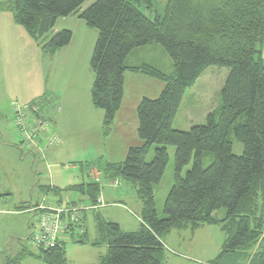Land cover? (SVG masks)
I'll return each mask as SVG.
<instances>
[{"label": "trees", "instance_id": "trees-1", "mask_svg": "<svg viewBox=\"0 0 264 264\" xmlns=\"http://www.w3.org/2000/svg\"><path fill=\"white\" fill-rule=\"evenodd\" d=\"M85 1L0 0V11L11 10L14 22L49 57L72 39L69 29L51 32L59 17L78 15L97 31L89 60L90 101L103 111L104 136L121 107L126 71L159 80L163 88L156 98L142 97L138 102L136 134L141 144L129 147L123 161L107 162L101 169L90 165L89 170L96 167L99 176L95 179L88 172L87 182L39 187L60 197L43 203L80 208L64 238L53 247L36 250L28 244L29 227L24 244L16 254L4 256L3 264H22L27 256L44 264H67L66 243H87L85 215L99 208L100 177L132 183L141 202V226L123 231L97 212L96 236L90 243L106 247L99 264H165L162 237L172 230L193 232L204 225H219L226 235L217 255L204 264H264V0H166L162 14L154 10V0H94L82 8ZM141 7L154 14L147 16ZM149 44H159L169 54L170 73L148 64H126L134 48ZM209 67L228 69L218 106L203 125L174 129L185 90ZM36 105L37 100L28 103ZM50 126L47 131L53 133ZM234 140L242 144L240 154L232 151ZM169 145L174 147L173 183L164 200V217L159 218L153 186L163 176ZM152 146V159L147 161ZM206 157L210 161L204 166ZM68 191L83 196L84 204L62 203L61 194ZM31 205L21 203L17 211ZM219 209L225 211L220 219L213 216Z\"/></svg>", "mask_w": 264, "mask_h": 264}, {"label": "rangeland", "instance_id": "rangeland-1", "mask_svg": "<svg viewBox=\"0 0 264 264\" xmlns=\"http://www.w3.org/2000/svg\"><path fill=\"white\" fill-rule=\"evenodd\" d=\"M93 1H85L82 8ZM165 1L154 0V10L162 14ZM140 9L147 16L154 14L143 7ZM13 23L11 10L0 11V264H3L4 256L19 251L34 219L28 210L17 212V206L40 202L38 187L49 184V177L56 179L63 188L69 184L90 181V165L101 169L107 162L123 161L129 147L141 144L136 134V105L142 97L156 98L163 88L159 80L126 71L122 106L116 121L118 126H115L114 121L113 129L104 136L101 132L103 111L93 107L89 97L93 81L89 60L97 31L87 27L78 15L59 17L51 32L69 29L74 36V44L82 45L78 58L75 51H70L65 63L60 64L49 57L39 59L31 48L19 51L10 36H25L24 29L17 23H14L16 27L10 28L9 25ZM126 64H148L164 73L172 70L169 54L159 44L134 48L127 56ZM227 74L228 69L225 67L207 68L194 85L185 90L172 127L186 131L193 125H203L206 115L219 104L220 90ZM32 100H37L46 114L55 119L53 133L62 140V144L61 140L56 144L62 148L61 155L45 160L41 149H28L22 143L20 132L14 126L10 106L14 102L24 105ZM38 113L42 115L41 111ZM153 149L154 146L147 153V161L152 159ZM167 151L168 162L163 176L153 186L159 218L164 217V200L173 183L174 147L169 145ZM232 151L240 154L242 144L234 140ZM209 161L210 158L206 157L204 166ZM79 162H82L83 168ZM190 167L191 163L184 168L182 175ZM99 181L101 187L107 190L106 199L110 200L101 205L103 209L100 207L98 210L86 211L87 243H66L67 264H99V257L105 253L106 247L90 243L96 236L94 215L97 212L102 215V210H113L117 215L112 218L122 230L133 231L141 226L140 202L132 183L117 179L113 181L116 185L112 187L109 180L100 177ZM61 201H77L80 206L84 204L83 196L72 191L63 192ZM224 214L223 209L213 212L217 218ZM172 232V235L162 237L167 245L164 246L167 264H204L217 255L225 238L218 225H205L192 234L189 230ZM176 232L180 233L176 235ZM22 264L44 263L27 256Z\"/></svg>", "mask_w": 264, "mask_h": 264}, {"label": "built area", "instance_id": "built-area-1", "mask_svg": "<svg viewBox=\"0 0 264 264\" xmlns=\"http://www.w3.org/2000/svg\"><path fill=\"white\" fill-rule=\"evenodd\" d=\"M11 111L14 118V126L20 132L22 143L28 149H43L50 147L59 141L54 133L47 131L49 121L38 115L37 106H28L12 103ZM93 178H98L99 172L94 167L90 170ZM34 215L29 230L28 244L38 250L39 248H49L55 245L59 238H64L66 229L71 221H76L79 217L78 206L45 204L31 205L26 208ZM22 212V211H17Z\"/></svg>", "mask_w": 264, "mask_h": 264}, {"label": "crops", "instance_id": "crops-1", "mask_svg": "<svg viewBox=\"0 0 264 264\" xmlns=\"http://www.w3.org/2000/svg\"><path fill=\"white\" fill-rule=\"evenodd\" d=\"M72 16V15H71ZM75 16V15H74ZM69 17V16H68ZM12 19H13V17H12ZM14 21V20H13ZM15 23V22H14ZM12 24V26L11 25H9V27L10 28H14V27H16L15 26V24ZM17 25V24H16ZM15 31H17L18 32V30L17 29H14ZM54 30H56V29H54ZM24 31V35L25 36H10V38H11V40L16 44L15 45V47H17L18 48V50L20 51V50H24V51H26V50H28L29 48H31L32 50H33V52H34V54L35 55H37L38 56V58L39 59H43L44 57H49V56H45V55H43L42 54V52H41V50H40V48L36 45V43L28 36V34L25 32V30H23ZM20 33V32H19ZM84 48V47H83ZM81 49H82V45H75L74 44V36H72V39H71V42L67 45V46H65V47H63V48H61V49H59V50H57V52L52 56V57H49V58H51L53 61L54 60H57L60 64H64L65 63V58H66V56H67V54L70 52V51H75L76 53H77V55H76V57L78 58V54H79V52L81 51ZM37 53V54H36ZM90 67V66H89ZM55 89V88H54ZM57 90V89H56ZM55 95V94H54ZM89 97H90V95H89ZM31 101H29V103H30ZM28 104V103H27ZM37 106V105H36ZM122 106V105H121ZM137 106V105H136ZM39 107H40V110H39ZM120 109H121V107H120ZM120 109H119V111L117 112V114H116V117H115V126L117 127L118 126V123L116 122L117 121V117H118V115H119V112H120ZM38 111H41V116L42 117H44L45 119H47L48 121H49V124L51 125L50 127H51V130L54 132L55 131V128H54V124H55V119L53 118V117H50V116H48L47 114H46V112H45V110L43 109V107H41L40 106V104L37 106V113H38ZM58 111H59V108H58ZM38 115H39V113H38ZM103 118V117H102ZM102 118H101V122H102ZM115 126H114V129H115ZM113 129V128H112ZM102 132V131H101ZM59 139V138H58ZM61 140V139H60ZM60 140L58 141L59 143H60ZM57 142V143H58ZM60 144H62V140H61V143ZM43 158L45 159V160H47V159H49V158H52V157H54V156H59V155H61L62 154V148L60 149V148H58V145H53V146H50V147H45V148H43ZM49 167V166H48ZM92 168H94V167H92ZM91 168V169H92ZM96 168V167H95ZM76 169V168H75ZM74 169V170H75ZM90 169V170H91ZM90 170L88 171V172H90ZM49 179V184H44V185H53V186H57V187H60L59 186V184L60 183H58L57 181H56V179H54L53 180V178H48ZM73 184H76V183H73ZM69 185H71V184H69ZM114 185H116V182H113V181H111V184H110V186H112V187H114ZM41 186V185H40ZM39 186V187H40ZM68 186V185H67ZM39 187H38V192L40 193V199L38 200V201H40V202H35V203H41V202H57L58 201V199H60V197H58V196H56V195H52V194H45L44 192H42V191H40V189H39ZM62 188V187H61ZM64 188V187H63ZM107 198V190L106 189H104V188H102V190H101V192H100V195H99V198H98V202H99V208L100 207H102L101 205L104 203V204H106L107 203V201L106 200H110V198L109 199H106ZM83 200H84V198H83ZM120 202H122V201H120ZM140 202V201H139ZM34 203V204H35ZM31 204H32V202H31ZM34 204H32V205H34ZM122 204V203H121ZM120 204V205H121ZM110 207H112V206H110ZM114 207V206H113ZM115 207H119V206H117V205H115ZM98 208V209H99ZM120 208H121V206H120ZM102 209H103V207H102ZM104 209H107V208H104ZM0 212H1V210H0ZM140 212H141V202H140ZM102 215L104 216V219H106V220H108V221H113V222H115V223H117L119 226H120V224L118 223V222H116L112 217L113 216H116L117 215V213H115L113 210L111 211V212H104L103 210H102ZM140 215V214H139ZM94 218H95V215H94ZM222 218V217H221ZM220 219V218H219ZM95 221V220H94ZM206 226H210V225H206ZM219 226V225H218ZM203 227H205V225L204 226H201V227H199L198 229H196L195 231H193V232H191L190 230H189V232L192 234V233H194V232H196L197 230H199V229H203ZM220 227V226H219ZM121 228V227H120ZM135 230H137V229H135ZM188 230V229H187ZM220 230L223 232V230L220 228ZM123 231H126V230H123ZM134 231V230H133ZM173 231V230H172ZM172 231H170L169 232V234H167V235H172ZM177 231V230H176ZM178 231H186V230H178ZM177 233H180V232H176V235H178ZM224 233V232H223ZM224 235H225V233H224ZM225 238H226V235H225ZM225 238H224V240H225ZM224 240H223V242H224ZM163 242V244H164V246H167V245H165V243H164V241H162ZM223 242H222V244H223ZM221 244V245H222ZM257 246L258 245H256L254 248H253V250H252V253L254 254L255 252H256V250H257ZM164 263L165 264H167V260H166V258L164 259Z\"/></svg>", "mask_w": 264, "mask_h": 264}]
</instances>
